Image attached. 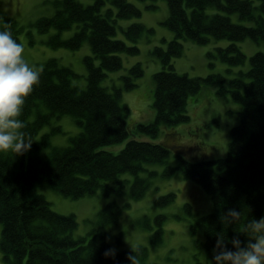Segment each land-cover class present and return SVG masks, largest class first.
<instances>
[{
  "label": "trees",
  "instance_id": "1",
  "mask_svg": "<svg viewBox=\"0 0 264 264\" xmlns=\"http://www.w3.org/2000/svg\"><path fill=\"white\" fill-rule=\"evenodd\" d=\"M166 1L169 15L162 23L174 37L166 47L155 45L151 49V54L160 60L162 66L154 76L156 118L150 123H140L136 128V132L151 138L160 136L162 124L174 126L189 121L187 99L203 85L225 84V76L219 73L204 78L175 72L173 59L182 53L184 40L202 45L212 39L230 40L226 46H217L214 50L218 54L216 57L229 66L246 63L247 55L237 42L250 38L264 43V0H259L258 6L253 0ZM52 2L57 9L55 13L38 18L34 25L40 32L51 28L57 30L48 39L49 44H55L53 46L79 49L82 43L89 41L92 55L84 57L89 68L87 87L76 86L72 81L75 77L73 69L58 65L57 60L51 58L42 66L40 81L26 99L22 119L27 123L26 132L32 140L52 117L66 114L73 116L82 130L68 146L53 147L46 159L38 153L49 145L47 138L50 139L57 126L51 133L32 142L31 148L22 155L0 153V223L3 225L0 246L3 261L4 264H130L129 250L117 251L115 258L104 255L105 249L110 247L105 240V231L95 230L89 237L74 238L78 223L75 215L54 211L42 193L34 192V187L47 183L73 199L98 191L106 196L110 192L123 191L126 181L119 176L129 172L135 176L131 196L134 199L145 196L149 181L139 173L145 170V163H167L170 149L146 136L128 140L118 154L100 149L123 142L131 135L125 126L128 108L122 104L121 96L123 90L138 85L143 67L137 63L129 68L120 76L122 84L115 85L112 91L105 88L101 80L106 77V71L120 70L121 53L137 55L139 47L136 42L145 32L154 29L133 22L127 27L120 26L131 45L115 38L119 19L142 14V10L129 0H94L86 5L79 0ZM107 4L109 6L105 7ZM147 7L155 8L156 5L150 3ZM208 7H215L217 12L208 13ZM233 13L240 20L234 19ZM4 21L9 22L13 37L20 42L21 25L12 17L1 16L0 27ZM75 23H79L75 34L68 39L62 38L61 33ZM210 55L216 58L215 54ZM95 59H98V65L93 64ZM244 70L231 79L228 88L233 100L242 104V110L239 122L231 130L227 155L198 162L178 154V166L167 165L163 171L164 176L170 177L180 170V175L194 179L210 193L214 209L202 218L201 231L206 236L212 264H215L216 233L226 231L227 246L233 248V236L238 235L242 242L249 239L246 233L238 231V227H242L246 220L259 219L264 211V52L254 53L250 57L249 69ZM32 115L34 119L30 120ZM150 173L156 174L155 171ZM173 197L168 193L157 198L156 203L166 205ZM122 208L117 201L108 202L98 212L99 225L104 228L118 224ZM229 208L241 211L242 219L239 226L232 224L225 229L220 217ZM164 217L155 218L160 227ZM161 232L159 228L151 241H157ZM141 251L145 249L139 248L138 253Z\"/></svg>",
  "mask_w": 264,
  "mask_h": 264
},
{
  "label": "rangeland",
  "instance_id": "2",
  "mask_svg": "<svg viewBox=\"0 0 264 264\" xmlns=\"http://www.w3.org/2000/svg\"><path fill=\"white\" fill-rule=\"evenodd\" d=\"M53 0H0V17H12L21 25L20 42L24 45L25 57L30 64L39 69L51 58L57 60V64L69 66L73 69L75 77L72 79L76 86L87 87V68L84 57L92 55L89 41L81 44L79 49L67 46H53L48 39L57 33L55 28L47 32H40L34 25V21L45 15H53L56 6ZM83 4H92L94 0H79ZM142 11L140 17L131 19H119L117 24L116 39L125 40L132 44L122 32L120 26L127 27L133 22H141L147 28H153V32H145L138 39V54L129 55L121 53V68L118 71H106L107 75L101 80V84L109 91L116 85L122 84L120 76L129 68L139 63L143 67V73L137 80V86L129 90H123L122 104L128 108L125 117V126L131 135L123 142L102 146L100 149L118 154L130 139L146 136L136 132L140 123H150L156 118L155 98V73L162 70L160 60L151 54L155 45L166 47L174 34L162 21L169 15V7L166 0H129ZM255 6L259 0H253ZM150 3L155 8L147 7ZM107 4L105 7H108ZM208 13L217 12L215 7H208ZM259 9L257 8V12ZM233 18L239 19L236 13ZM250 23V22H243ZM79 23H75L70 29L61 33L64 39L71 38ZM182 53L173 59L175 72L189 77H206L210 74H222L225 76L224 86L203 85L195 94L187 99L188 122L169 126L162 124L159 129L160 136L148 139L157 140L170 149L167 163H145V170L139 175L148 178L149 188L142 198L134 199L131 196V185L135 180L132 173H122L119 177L124 179L125 185L122 192H110L103 195L99 191L93 195L82 196L77 199L67 197L52 187L46 185L35 186V193H42L49 202L51 208L62 214H74L77 218V226L73 237L81 239L89 237L93 231H105V240L110 247L117 251H133V247L145 249L138 253L141 264H210L211 257L206 245V236L203 231V217L211 213L214 204L210 193L194 179L184 178L180 170L174 175H163L167 165L178 166L177 155L193 160L207 161L225 157L231 140V130L239 122V113L242 104L233 100V94L229 92L231 79L239 75V71L249 69L250 57L256 52H264V43L255 42L250 38L237 42L241 50L247 55L243 66H229L223 62L216 52L217 46H226L228 39H212L208 44H199L191 40L183 41ZM210 53L215 54V59ZM98 65V59L94 60ZM223 95V96H221ZM228 93L231 94L228 95ZM155 117V118H154ZM34 115L30 116V120ZM54 128V127H56ZM53 127V128H52ZM54 129V133H51ZM82 128L71 115L52 117L49 124H45L34 138L38 141L44 134L51 133L49 145L40 149L38 154L42 158H48L53 147H66L72 143L71 139ZM146 139V138H145ZM45 142V143H46ZM156 142V141H154ZM155 171L156 174L150 172ZM172 193L173 200L166 205L156 203L160 196ZM117 201L123 206L118 224L102 228L99 224V210L108 202ZM127 205V206H126ZM264 209V208H263ZM165 216L161 221V227L155 218ZM264 216V211L263 215ZM100 227H99V226ZM201 226L202 229L199 227ZM3 225L0 223V240ZM162 232L157 241H151L152 236L159 230ZM202 230V231H201ZM0 264H4L3 253L0 246Z\"/></svg>",
  "mask_w": 264,
  "mask_h": 264
},
{
  "label": "clouds",
  "instance_id": "3",
  "mask_svg": "<svg viewBox=\"0 0 264 264\" xmlns=\"http://www.w3.org/2000/svg\"><path fill=\"white\" fill-rule=\"evenodd\" d=\"M24 53V45L13 37L9 22L4 21L0 27V153L22 155L33 142L22 114L27 97L40 81L41 69L30 64ZM241 219L242 212L236 208H229L220 217L225 229L232 224L239 226ZM238 231L249 239L242 242L238 235L233 236V248L227 246L226 231L216 233L215 264H264V216L244 221ZM116 254L115 247L104 251L106 257L115 258ZM127 255L130 264H141L134 247Z\"/></svg>",
  "mask_w": 264,
  "mask_h": 264
}]
</instances>
